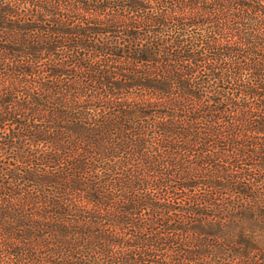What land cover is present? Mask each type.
I'll return each mask as SVG.
<instances>
[{"label":"trees","instance_id":"trees-1","mask_svg":"<svg viewBox=\"0 0 264 264\" xmlns=\"http://www.w3.org/2000/svg\"><path fill=\"white\" fill-rule=\"evenodd\" d=\"M0 264H264V0H0Z\"/></svg>","mask_w":264,"mask_h":264}]
</instances>
